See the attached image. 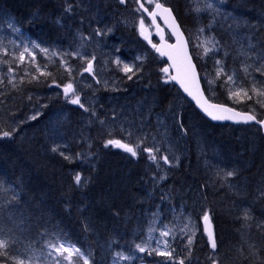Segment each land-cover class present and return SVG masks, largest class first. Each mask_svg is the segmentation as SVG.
Wrapping results in <instances>:
<instances>
[{
	"label": "trees",
	"instance_id": "1",
	"mask_svg": "<svg viewBox=\"0 0 264 264\" xmlns=\"http://www.w3.org/2000/svg\"><path fill=\"white\" fill-rule=\"evenodd\" d=\"M178 1L179 0H163L165 5H168L172 8L178 22L180 23L182 29L186 33V28L184 26L185 24L183 25L182 18L179 16L178 14L179 11L177 10L179 8V3L181 5L184 3H182L183 2L182 0H180L182 2L180 1L178 2ZM80 2L81 4L85 5L86 9L80 6ZM100 2H101L100 4H97V0H96L95 5L97 6L99 12L101 11V14L103 16L104 14L108 13L106 17L108 18L109 21L112 20L111 15L109 16V14L112 13L110 10L115 12V11H118V9L119 10L121 9V6L115 0H100ZM69 5H70V10H68ZM90 5L91 4L89 0H77V1L76 0H69V1L68 0H0V12L7 14V17L9 21L11 22L12 29L14 25L15 28H18L20 30V31H16L17 33H14V34L12 32H9L5 36L6 42L14 43V45L16 43L22 44L18 42V40L25 39L26 41H28V44H24V47L30 46V51L24 54L25 59L23 62L19 60L20 53H16L18 55L11 57V60H13L12 62L13 64L9 63V68L14 77L12 76V79L10 78L9 81H6V78L3 74L2 77H4L3 78L4 80L3 82H0V105H2L0 106V132L11 131V129L13 128L16 129L15 133H13L11 137L0 138V181H1L0 182V237L9 239V242H10V247L8 249L9 254L10 255H21L25 257L26 253L30 252L32 247L37 246L36 244L38 243L41 244L42 241H44L49 236H63L66 238V240L74 243L82 251H84L86 254L89 255L90 259L93 261V262L91 261L90 264L91 263L101 264V263H98V261L96 260V258L100 256H103L104 258H107L110 261L111 255L108 254L109 252H113L116 248H119V247L124 248L123 245H125V248H127V245L131 244L130 242L132 241V239H136L140 241V239L143 237L142 227L143 225H145L146 221H144L142 217V213L147 212V214H151L156 210L158 206H161L164 213L165 214L167 213L166 215H169L170 210L172 209V208H169L171 203H172L171 207H173L175 203V199L178 200L180 197V200L178 201H181V199L184 198V196L186 195V192L184 189L202 186L201 188L204 193L203 200H202L203 204L204 206H207L208 208L207 212L209 214V217L210 219L212 217L217 227L215 230L217 245L219 246L220 244V247L223 250L227 251L226 255L232 260V261L228 260L227 258L226 262L223 261L222 263V261L219 259L218 264H232V262L233 264H264V248H261L262 246H264V244L260 246H255L253 242V238L248 233V235L246 236L247 238L246 241L248 240L247 243L250 248V251H249L247 249V245L243 242L242 239L239 240L240 238L238 239L236 235L234 237H236L237 239L231 237V232L235 230L233 229V227H236L237 229L239 228L237 227L238 223L236 224L231 220L230 215H229L230 211L228 210L224 212L225 217L220 216V214L222 213H220L219 215L216 214L218 212L217 206H221V208L223 207L221 202H223V205L230 206L229 203H231V206L235 205L233 201L234 194H228L226 192V183L225 181H222V178L219 179L218 183L220 184L218 185L216 184V186L220 185L219 187H221V189L219 190L218 193H215V194L210 193V190L207 188L206 185H204L205 183L202 184L201 181L199 182L197 176H195L194 173H192L193 171H191L190 178L187 177V178L180 179L179 176L181 175L186 176V173H185L186 170L195 169L194 167L195 162H193L188 157V155H186L185 157H183L184 159L182 158V161H184V163L182 164L179 163L177 170L172 168L173 172H168L167 177L169 178L167 179V181L165 182L161 181L159 179L160 175L157 172L158 167H155L157 165L146 161L147 160L146 157H142L141 155H138V157H132L131 155H127L124 152L115 149L112 145L105 147L107 140L113 139V138L116 139V137H115V134L111 135V134H108L106 131L105 132L99 131L100 129L99 127H102L104 123L102 124V121L99 122V119H100L98 118L99 116L95 117L92 114V111H95L96 109L85 111V108H80L79 105L71 104L69 101L72 98V96H68L66 98L65 95L63 94L62 89L61 88L59 89V86L64 85V83H67V81L69 80L67 79L68 78L67 72L69 71L64 66V64L61 63L60 59L57 58L55 55H53V53L49 51L45 53V52H42L40 49L42 48L48 49L47 46H49L50 50L52 46L60 47V45H58L55 40L58 39L59 32L62 31L61 27H64L65 25L66 26L68 25L69 27L70 25L71 27L75 25L74 27H78L76 23L79 19H86L90 17L89 10L87 8ZM63 12L64 14L68 13V15H65V20H63L62 18ZM132 12L136 16H138V18H142L141 14L139 13V11H137V8L134 4H133ZM121 15L123 16V14ZM53 17H56V18L53 19ZM106 17H103V19H106ZM59 24L62 26L59 27ZM103 26L105 28L111 27L110 24L108 25L107 23H104L103 25H101V27ZM117 34L118 36H122L123 38H128L132 36V38L136 39V42H139L140 40L139 35L136 32V29L130 30L128 31V33L124 32L125 35L119 31L117 32ZM215 35L218 36V38L222 37L223 39H225L224 37H226L225 30L223 29H216ZM8 37H13V38L7 40ZM65 40L67 39L65 38ZM33 42H35L36 44H39L40 47L39 48L33 47ZM65 42L68 43V40ZM189 44H190V41H189ZM223 44L227 46L226 40L223 42ZM190 47H191V44H190ZM14 49H16V47ZM220 49L224 50L223 48H220ZM36 50H39L43 55L45 54V56L49 58H42L41 54L40 53L38 54ZM29 53H31L32 55L30 56ZM151 58L153 59L150 60L149 58L147 60V64L150 66L148 67L149 70L151 69L152 66L159 68V66L161 65L164 67L165 63L159 60L156 56L151 54ZM38 67L43 68L44 71H42V69H40V72L37 71ZM41 73H47L48 75L44 76ZM149 76L150 77L143 78L142 83L144 84L145 81H148L149 84H153L155 82L158 83V87H157L158 92L154 91L156 98L158 97V103H159V99H161V102H162V101H165V99L166 100L170 99V96L173 97V94H170V91H172L174 87L171 84L162 83V81L159 79V76H160L159 73L155 74L151 70ZM123 80H124L123 85L126 88L129 85L131 87L133 86L135 87V84L132 85V83L129 80L121 78L122 82ZM56 82H57V85H56ZM13 85H15V87H13ZM54 85L58 87L53 88ZM102 93L104 92L102 91ZM177 95L178 93H176V96ZM132 96L134 97V94H132ZM151 96L154 97V95H151ZM219 98L222 101H225V98L220 94H219ZM215 99L217 100V98ZM221 100L218 99L217 102L222 103ZM130 102L132 103L133 101H130ZM110 103H114V102H110ZM49 104H54L55 109L56 108L59 109L60 112L57 114L59 123H60V120L62 119H65L66 124H68L71 121L66 128H64V124L61 122L58 128L60 127V129L64 130L65 132H68L67 129L69 127L71 128V130L74 127H75L74 129H78V128L83 129L81 133L82 136H80V140H78L79 137L71 139V137L63 136V138H61L67 141V142H64V146L62 147L65 153L60 149L58 150V152L52 151V146H51L52 143L50 142H52L53 139L50 136V131L51 129L52 131H56L57 128L54 130L55 127L52 126V122H54L55 118L53 116L54 114L53 111L49 113L50 111ZM114 105H115L114 107L118 106L115 103ZM37 108H40V110L37 113L32 115L33 111L36 110ZM165 108L167 109L166 104L164 106V109ZM188 108L191 110L190 112H193L191 114L194 115L193 116L194 119H192V122L197 123L198 121L197 124L200 125L202 129H205L203 131L201 130V133L199 132V134H197V136L199 137V138L197 137L199 141H202L204 143V140L206 138L211 137L213 134H215L214 136H219L218 135L219 129H224V128L228 129L225 131L230 137L229 140L227 139L228 141L232 139L235 145L240 144L246 149L248 148L252 149V152H250V156L248 157L250 158L249 164L250 165L252 164L251 166H253V163H255V166L250 169L245 168L247 170L243 171V174L244 172H246L248 175H251L255 173V170L253 171L254 168L256 169L261 168L262 166L261 164L264 163V158H261L263 160L261 163V161H258L260 160L258 156L260 155L261 157H264L263 156L264 152L262 153V148H264V139L261 137L257 128H254V126L242 127V126H229V125H223V126L213 125L207 122L205 119H203L194 110V108L191 105H189ZM38 113L39 115H37ZM180 115L181 116L178 117V120H179V125L180 126L182 125L181 127L182 135L181 136L183 138H187L189 135L190 129L186 125V122L188 123L190 121L182 117L181 112H180ZM51 116L53 117L51 118ZM30 117H36V118L30 119ZM82 117L85 119H90L89 120L90 125H88L90 127L82 123V120H83ZM93 117L98 119L96 124H93ZM46 119L50 121H47ZM84 130L86 131V133ZM87 133H89L90 136L94 135L98 137L91 138L93 139V141L87 144V142L84 139L82 140L83 135ZM99 136H102V137H99ZM181 136H179V140H182ZM99 138H103V139L99 140ZM249 138H251L252 140L253 138H256L258 142L253 141L254 144L249 143V145L243 144ZM223 140L225 139L222 137V141ZM212 141L213 143L215 142L214 144L220 148L221 154L222 153L225 154L228 151V148H224L220 146L221 144L218 140L212 139ZM99 145L101 147H99ZM77 152L78 154H80L79 156L76 154ZM61 153H64V155H61ZM67 155L68 156L70 155L69 157H72V159L66 160L64 156H67ZM255 155L259 158L258 160L253 158ZM73 164L74 165L76 164V165L74 166ZM230 166L231 164L228 166L230 170L234 169V168H231ZM233 166L236 167L235 165ZM242 166L243 165H241V167ZM256 166H259V167H256ZM66 167L69 168V171H67L68 169ZM126 167L128 168L130 167V168L128 169ZM63 171L65 174L63 173ZM75 173H80L82 176L83 182L80 185H77L74 181V177L76 175ZM14 176H17V178ZM191 178H196L197 180L196 184L193 180H190ZM247 180H251V178H248ZM127 181H129V183ZM254 181L255 179H253V182ZM2 183L4 184V186ZM180 183L183 185H181ZM193 183H194V186H193ZM243 187H245V184L243 185ZM177 188H180L179 190L181 191V193H177L178 195L174 193V191H176L175 189ZM13 191H15V193ZM248 191L250 190L248 189ZM80 194L82 196L84 195L83 196L84 198ZM85 194H87L86 195V197L88 196L87 198L85 197ZM14 196L17 197L16 200H13ZM83 200L85 202L87 201L86 202L87 205L85 204ZM140 200H143V201H140ZM14 203L15 205H12ZM231 206L230 208H232ZM211 209L212 211H210ZM125 210L127 211L124 212ZM49 216H51L53 222ZM74 216H76V218ZM81 216H82L81 218L82 220L80 219ZM128 216H129V219H128ZM141 217L142 219H140ZM48 218L49 220H47ZM6 219H9V220H6ZM44 219L47 221H45ZM80 220L82 221V223H79ZM65 228L68 230H66ZM51 229L53 230V232ZM130 231H134V234L132 235L133 237L128 239V236H129L128 233L132 234V232ZM255 231L256 230H254L253 227L250 225V233L255 232ZM126 237L128 239L127 241H126ZM179 240H177V246H174L170 249V251H174L175 257L178 256V261L180 259H184L185 264H186V262L190 259L189 264H195V263L196 264H210L211 263L210 260H207L205 262L198 261V259L194 255L196 253L195 252L196 249L194 248V245L191 247L192 249L187 248V247H185L184 249H181V247L179 248V246H181L180 244L181 241ZM200 241H201L200 243L201 245L199 249H197V253L201 252V255L206 257L208 254V248L205 247L207 246L205 243L206 241L204 238L203 239L200 238ZM187 249H191L192 252L191 251L188 252ZM220 251L221 250L218 251L217 249V251L213 255H220ZM0 259L4 260V264H12V261L8 260L6 257H3V258L0 257ZM194 260H196V262ZM150 263L160 264L159 260L155 258H151ZM102 264H106V261L104 260Z\"/></svg>",
	"mask_w": 264,
	"mask_h": 264
},
{
	"label": "rangeland",
	"instance_id": "2",
	"mask_svg": "<svg viewBox=\"0 0 264 264\" xmlns=\"http://www.w3.org/2000/svg\"><path fill=\"white\" fill-rule=\"evenodd\" d=\"M89 1H91V5L87 8L89 10L90 17L88 19H79L76 23L78 27H61L62 25L59 24V27H61L63 29L62 31L64 32L61 31L59 33V36L61 37H58V39L55 41L58 45H60V47L52 46L51 50L49 46L47 47L48 51L51 53H55V56L59 58L60 61H65L67 70L69 68L71 69V73L67 72V77H74L72 78L73 80L70 79L69 82L73 83L75 91L77 90V88H79V91H76V94L80 96L81 102L87 105V108L91 106L93 109H96L95 111H92V114L94 112L95 117L99 116V122L102 121L104 123V125L100 127L99 131H106L108 134L114 133L116 139H119L125 143L135 144L138 137H147L143 147H152L154 144L159 145L161 147V152L158 154V157L167 155L170 161L169 164H164L163 160L159 161L160 166L157 172L160 176H167L166 174L168 172H171L172 168L177 170L179 163H184V161H182V158L188 155V157L193 162L195 161V163H197L196 165H194L196 169L186 170V176L181 175V177L179 176L180 179L187 178L188 176V178H190L191 171H193L192 173H194V175H196L199 171L198 173H200V176L204 175V177L202 176L205 180L204 185H206L210 190V193L213 194L218 193L221 189V187L216 186V184H220L218 183L219 180L217 178H222L226 183V188L228 187L226 189V192L228 191V194H235L233 196L235 205L231 206V203H229L232 207L231 210L230 206L223 205L222 202L221 204L223 207L221 208L220 206V208H218V206V212L216 214L222 213L220 214V216L225 217L224 212L228 210L230 211L229 215L231 220L236 224L238 223L237 227L239 228L237 229L236 227H233V229L235 230L231 232V237L235 239L240 238L239 240L242 239L243 242L247 245V249L249 251L250 248L247 243L248 240L246 241V236L248 235V233L250 236H252L255 246L264 244V163H262L263 160L261 159L264 157H261L260 155L258 156L262 163L260 169L254 168L253 171L255 170V173L251 175H248L246 172H244L243 174V171L247 170L245 168L250 169L255 166V163H253V166H251L252 164H249L250 158L248 157L250 156V152H252V149H246L240 144L235 145L232 139L228 141L230 137L225 132L228 129H219V136H214L215 134H213V136L206 138L207 140H204L205 144L202 141L198 140L195 129L189 128L190 130L188 137L183 138L181 136L182 128L179 125L178 117L181 116V112L182 117L185 118L186 115L185 119L188 120L189 118V121L192 122L191 119H194V115L191 114V110L188 108V106L190 105L189 102L182 98L179 94L176 96V93L179 92H177V90L174 88L175 90L173 89L172 91H170V94H173V97H176L174 99H176V101L179 100L180 104L170 105L169 108H167L165 111L157 112L156 108L158 105H156V103L158 104V97L156 98L154 91L157 90L158 83L155 82L153 84H149L148 81H145L144 84L142 83L143 78L150 77V71L152 70L155 74H160L159 79L162 81V83L170 84L168 79L169 71L168 73H164L163 71H161L165 67L160 65L159 68L152 66L150 70L148 69V67L150 66L147 64V60L149 58L152 59L151 54H153V47L152 44L147 43L148 41L146 39L148 38H142L140 29L141 18H138V16H136L132 12L135 0H125L123 4L120 2V0H115L119 3V5H121V9L115 12L110 10L112 12L111 14H109V16L111 15L112 17L111 21H109L106 17L108 13L104 14L103 16L101 14V11L99 12L97 6L95 5L96 0ZM143 2L148 7H151L154 4L153 3L149 5L148 3H146V0H143ZM183 2L185 4L181 5L179 3V8L177 9L179 11L178 14L182 18L183 25L185 24L184 26L186 28V35L189 38L191 44V53L196 63L198 64L200 73H202L201 80L203 85L207 89L208 97L216 101L215 98L218 99L220 94L224 96L225 102L230 103L235 107H239L241 109L244 108L245 110L250 111L256 115H264V107L261 106L262 104H264V97L253 94L251 91L253 85H255L260 91H263L264 89V74L256 71L257 68L264 67V45L261 44V42L264 41V33H262L260 30L261 27L264 29V0H187L188 4H186V0H183ZM208 3L213 4V9L206 8V5ZM97 4H100V0H97ZM80 6L82 8H85L84 4L80 3ZM196 8L201 9V11H194V9ZM216 9H218V11ZM64 12L62 15L63 20L65 19L66 15L64 14ZM121 14H123L125 18ZM103 17H106V19H103ZM104 23H107L108 25L110 24L111 27H101V25ZM88 24L92 25L89 26ZM85 25L87 26V28ZM97 29H99L102 33L99 36L96 34ZM109 29H111V31H109ZM135 29L139 35V42H136V39L132 38L131 36L128 38H123L122 36L117 35L118 31L124 34V32L128 33V31ZM200 29H203V31H199ZM216 29H223L226 31L227 35H230V37L226 35V43L228 42L227 46H219L220 42L215 35ZM9 32H12L13 34L17 33L12 29L11 22L9 21L7 14L0 12V82H3L4 80V77H1V74H4L6 81H9L10 78L12 79V73L9 68V63L13 64V60H11V57L18 55L16 53L24 52V44H28V41H26L25 39L18 40V42L22 44L16 43L14 45V43L11 42L7 43L5 40V36ZM144 33H148L149 36L152 34L151 27L146 21H144ZM65 38L68 40V43L63 40ZM207 41L215 42L216 50L205 56L204 47L206 46L208 48H212V43H207ZM15 47L16 49H14ZM220 47L224 49V58L231 60L230 62L226 63L225 60L220 56V54L223 53L222 50H220ZM27 49L29 52L30 46H27ZM36 52L38 54L40 53L42 58H49L46 57L45 54L43 55L39 50H36ZM76 52H79L80 55L86 56L87 59H92L93 57H95V59L93 60V70L91 73L83 71V69L87 67V63L86 61L81 60L79 56L72 55ZM137 57H140V59H137ZM117 60L121 61V63L118 64ZM217 60L222 61L223 66L225 65V74L222 75L220 79L216 78V71L218 66L215 62ZM124 64L133 66L135 74L133 75L132 73H125L123 71ZM244 65L249 66L248 74L246 75L242 70V66ZM38 68L42 69V71L44 70L41 67ZM136 69L139 70L137 71ZM129 75H132V79H128ZM227 75H235L236 79L234 83H225ZM75 78H78L79 81L75 82ZM121 78L129 80L132 85L135 84L134 90H126L127 88L122 87L124 80L122 82ZM53 87L58 86L54 85ZM60 88L63 90V85L59 86V89ZM99 88L100 90L105 89L108 92L105 95H102L99 91ZM240 88L248 90L249 95L251 96V99L245 97L242 104L241 102H238L237 98H230L228 93L229 91L235 92ZM122 91L124 96L131 93L135 94L134 96L136 98L130 99L134 103H131L129 99L121 100ZM145 92L146 94H143ZM72 95L73 94L71 93L69 94V96ZM151 95H154V97H151ZM108 101L109 103L115 102V104H117L118 106L114 107V103H110L112 105L109 106ZM49 107V113L53 111V116L55 118L54 122H52V126L58 128V126L62 122L64 124V128H66L68 124H66L65 119L60 120V123L57 119V114L60 112L59 109H55L54 104H49ZM37 109L33 111L32 115L40 110V108ZM168 113L173 114L170 115ZM53 116H51V118ZM97 120L98 119L93 117V124H96ZM150 122H152L153 125ZM82 123L86 124L87 126L90 125L89 119L83 118ZM56 128H54V130ZM82 130L83 129L80 128H78L77 130L73 128L71 131V128H68L67 133L64 130H61L59 127L58 129H56V131H50L51 134L53 133L52 135H50L53 139V142H51L52 148L55 145H59V149L63 151L62 147L64 146V142H66V140H62L61 138H63V136H68L71 138L80 137ZM128 132L132 133L131 137H128ZM87 134L83 135V139L87 141L88 144L90 143L89 141H93V139L88 140V138L97 137ZM179 136L182 137V140H179ZM153 137H155V140H153ZM222 137L225 140L222 141ZM212 139L218 140L221 144L220 146L228 148V151L225 154H221L220 148L214 144L215 142L213 143ZM249 139L250 140H246L245 143H242L249 145V143L254 144L253 141L258 142L256 138H253V140L251 138ZM208 141L211 143H209ZM202 151H205V153H203ZM263 152L264 148H262V153ZM258 157L255 155L253 158L258 160ZM230 164L236 165V167H234L233 165L230 166L231 168L233 166L235 170L233 169L232 171V169H229L228 166ZM215 165L218 168H216L215 170H210V168H213V166L215 167ZM241 165L243 166L241 167ZM160 168L164 169L161 171ZM197 169L199 170L197 171ZM229 171H232L235 174L231 177L226 176V173ZM248 178H251V180H247ZM252 178L255 179L254 182ZM192 179H194L193 181L196 182L195 178H191V180ZM161 181L165 182V180ZM242 184H245V187H243ZM179 189L180 188L175 189L176 191H174V193H181ZM248 189L251 191H248ZM184 190L187 194L186 197L181 199L182 202L180 201L179 203L178 200L175 199V203H177L178 207L175 205L171 207V203L169 208L172 209L170 210L169 215L158 214L150 217L151 219H147L145 237L141 242L136 239H132L131 242L128 241L130 243H133L132 248L125 250L123 247H121L122 250L120 252H117L123 253L125 256H131L132 259L118 260L115 253L111 264H148L145 260V257L148 255L156 254L154 250L158 249L159 251H167V248L164 244L165 241H167L170 246H175V243L172 240V237L174 236L185 237L187 242V238L190 235L192 236V242L195 240V238L199 239V237L203 234L201 219L205 213L204 211H202V209L200 208L201 206L199 205L200 203L202 204L201 201L203 200L204 193L199 186ZM245 211L248 212L249 221L248 219L246 220L244 218ZM142 217L143 219L145 218L144 213H142ZM186 225L187 227H185ZM250 225L254 230H256L255 232H251V234ZM169 229L171 230L170 235L162 237L161 232L167 231ZM182 229L183 231H181ZM130 232H132V234L128 233V239L133 237L132 235L134 234V231ZM235 235L237 236V238L234 237ZM260 235L263 237H261ZM52 237L53 236H49L44 241H42L41 244H36L37 246L32 247L31 251L29 253H26L25 257H34L35 259L33 260V264H53L51 258H48L47 260L44 259V257L46 256V249L44 248L45 242ZM128 239L126 237V241ZM137 244L145 247L146 250L144 252H140L135 247ZM123 246L125 247V245ZM205 247L209 248L210 245ZM263 247L264 246H262L261 248ZM216 249H218V251L221 250L220 254H222V256H226L227 251L223 250L220 247V244ZM108 254L111 255L113 253L109 252ZM103 259L107 264H110L109 260L107 258H104L103 256L96 258V260L101 264L104 261ZM228 260L231 259L228 257ZM80 264H82V261L80 262Z\"/></svg>",
	"mask_w": 264,
	"mask_h": 264
},
{
	"label": "snow or ice",
	"instance_id": "3",
	"mask_svg": "<svg viewBox=\"0 0 264 264\" xmlns=\"http://www.w3.org/2000/svg\"><path fill=\"white\" fill-rule=\"evenodd\" d=\"M120 2L123 4L125 0H120ZM136 3L139 5V10H143V12L147 13L149 17L153 19V22H155V18L159 13H167L168 16L164 17L165 20L168 19V17L171 16V11L170 9L164 7V5L158 0H146V3L149 5L155 4V7L153 8L152 11H149L147 7H145L144 3H141L140 0H136ZM206 8L208 9H213V4L208 3L206 5ZM70 10V7L69 9ZM218 11V9H216ZM196 12H200L201 9L196 8L194 9ZM158 27V26H157ZM172 32L174 35L180 36L182 33L179 32V27L176 25L175 20H171V25H170ZM140 29H141V35H144V19L143 17L140 20ZM13 30L14 31H19L18 28H15L13 25ZM111 31V29H109ZM199 31H203V29H200ZM97 35H101V31L99 29L96 30ZM147 38V37H145ZM149 43H151V40H149ZM207 43H212V48L204 47V55L207 56L208 54L212 53L213 51L216 50V44L213 41H207ZM33 47L39 48V44H36L33 42ZM152 47L156 49L157 52L160 53L161 56L167 55L170 60L174 61V65L177 63L176 59L173 57L172 53L170 52H165L161 46H158L156 44H152ZM169 48H176L177 46L175 45H168ZM42 52L47 53L48 49H40ZM28 52L27 47H25L24 52L20 53L19 60L21 62L24 61L25 55L24 53ZM31 56L32 54L29 53ZM55 55V53H53ZM72 55H77L81 60L86 61L87 67L83 69L84 72H89L91 73L93 70V60L95 57L92 59H87L86 56L80 55L79 52L73 53ZM34 59V57H33ZM137 59H140V57H137ZM184 60H187V67H182ZM61 63H65V61L61 60ZM117 63H121V61L117 60ZM217 71H216V78L220 79L222 75L225 74V68L223 66L222 61L217 60L216 62ZM248 68L249 66L244 65L242 66V70L244 71L245 74L248 73ZM137 71L139 69H136ZM37 71H40L38 68ZM69 73H71V69H68ZM123 71L125 73H132L133 75L134 70L133 66H130L128 64L123 65ZM161 71L164 73H168L169 69L168 68H163ZM177 71L178 74L176 76H170L168 77L169 80L176 81L177 83L180 84L181 88L188 94V96L192 97L196 101V103L199 105V107L207 113L208 116H210L213 120H233L237 123H245L248 124L250 122H255L256 124L260 125L261 128H264V120H257V117L254 114H249L248 112H236L233 108H228L225 107L224 105H215V104H210L206 99H204L203 93L200 91L199 88V83L196 79V74H195V68L191 64V59L190 57L187 56L186 52V45L185 48L183 49V56L180 58V64L177 66ZM256 71L261 72L264 74V67L257 68ZM42 75H48L47 73H41ZM35 78V77H34ZM128 79H132V75L128 76ZM236 77L235 75H227L225 83H234ZM211 83V82H210ZM15 87V85H13ZM63 91L64 95L67 98L69 94H73L72 98L70 99V103L74 105H79L80 108H85L84 104L81 103V98L78 94H76L75 88L73 83L69 82L63 85ZM253 94H256L258 96L264 97V91H260L257 89L255 85H253L251 89ZM229 97L230 98H237L238 102H243L244 98L251 99V96L249 95V91L245 90L243 88L237 89L235 92L229 91ZM259 102V101H258ZM264 107V104L261 105ZM85 111H88V109L85 108ZM39 115V113L37 114ZM93 115L95 113L93 112ZM36 117H30V119H35ZM103 123V122H102ZM182 127V125H181ZM16 131L15 128H13L11 131H3L0 132V138H7L11 137L12 134ZM123 131V129H122ZM128 137L132 136L131 132L127 133ZM147 137L137 138V141L135 144L132 143H124L119 139H109L106 141L105 147L112 145L114 147H118L120 149H123L125 152L129 153L132 157H138L141 153H147L148 154V160L154 164L157 165L159 168L160 164L159 161L163 160L164 164H169V158L167 155L159 156L158 154L161 152V147L159 145H153L152 147H143V145L146 142ZM153 140H155V137H153ZM60 146L56 145L52 148L53 152H57L59 150ZM61 155H64L61 153ZM78 156L80 154H77ZM66 160H71L72 157L69 156H64ZM235 173L232 171H229L226 173V176L231 177ZM166 177L160 176V180H164ZM74 181L77 185H80L82 181V177L80 173H76L74 177ZM17 197H13V200H16ZM244 218L247 220L249 218L248 212L245 211L244 213ZM203 220L205 222V232L208 233V241L213 250L217 248L216 244V239L213 234V232L210 230V227L207 225L209 224V214L208 212H205L203 215ZM187 227V225L185 226ZM183 231V229L181 230ZM171 230L167 231H162L161 236L166 237L170 235ZM188 244L191 245L192 243V236H188ZM165 247H168L167 241L164 242ZM10 247V242L9 239L0 237V257H6L8 260L12 261V264H33V260L35 259L34 257H24L21 255H10L8 252V249ZM140 252H144L146 249L145 247H142L140 244H137L135 246ZM44 248L46 249V256L44 257L45 260L48 258H51L53 261V264H80L82 261V264H90L89 257L86 256L80 248L76 247L74 244H68L66 241V238L63 236H53L51 239L47 240L45 242ZM157 255L164 256L168 259H175L174 256V251H159L154 250ZM116 258L118 260H130L132 259L131 256H125L123 253H116ZM0 264H4V260L0 259ZM178 264H185L184 259H180L178 261ZM215 264V262H213Z\"/></svg>",
	"mask_w": 264,
	"mask_h": 264
},
{
	"label": "bare ground",
	"instance_id": "4",
	"mask_svg": "<svg viewBox=\"0 0 264 264\" xmlns=\"http://www.w3.org/2000/svg\"><path fill=\"white\" fill-rule=\"evenodd\" d=\"M69 1V0H68ZM77 1V0H76ZM183 1V0H182ZM72 2V1H71ZM79 2V1H78ZM91 2V1H90ZM81 3V2H80ZM95 3V2H94ZM101 3V2H100ZM184 3V2H183ZM79 4V3H78ZM173 4V3H172ZM185 4V3H184ZM186 4H188L187 3V0H186ZM71 5V4H70ZM70 5H69V7H70ZM76 5V4H75ZM113 5V4H112ZM121 6V5H120ZM73 7V6H72ZM77 7V6H76ZM75 7V8H76ZM50 8V7H49ZM252 8H254V7H252ZM63 9V8H62ZM112 9V8H111ZM35 10V9H34ZM49 10V9H48ZM77 10H78V8H77ZM184 10H185V8H184ZM187 10V9H186ZM118 11H119V9H118ZM47 12V11H46ZM253 13V12H252ZM51 14V13H50ZM62 14V13H61ZM85 14V13H84ZM114 14V13H113ZM45 15V14H44ZM60 15V14H59ZM66 15H68V13L66 14ZM119 15V14H118ZM56 16V15H55ZM85 16V15H84ZM71 17V16H70ZM113 17H114V15H113ZM54 18H56V17H53V19ZM78 18V17H77ZM71 19V18H70ZM86 19H88V18H86ZM136 19V18H135ZM32 20H33V18H32ZM51 20V19H50ZM65 20V19H64ZM74 20V19H73ZM72 20V21H73ZM96 20V19H95ZM125 20V19H124ZM197 20V19H196ZM218 20V19H217ZM44 21V20H43ZM103 21V20H102ZM190 21H191V18H190ZM46 22V21H45ZM193 22V21H192ZM66 23V22H65ZM100 23V22H99ZM134 23H135V21H134ZM195 23V22H194ZM87 24V23H86ZM118 24V23H117ZM89 26H90V24H88ZM103 25V24H102ZM66 26V25H65ZM68 26V25H67ZM71 26V25H70ZM73 26V25H72ZM75 26V25H74ZM73 26V27H74ZM86 26V25H85ZM49 27V26H48ZM83 27V26H82ZM86 28H87V26H86ZM126 29V28H125ZM25 30V29H24ZM63 30V29H62ZM78 30V29H77ZM76 30V31H77ZM81 30V29H80ZM260 30H261V32H264V29L261 27L260 28ZM259 30V31H260ZM20 31V30H19ZM59 32V31H58ZM62 32H64V31H62ZM25 33V32H24ZM60 33V32H59ZM66 33H67V31H66ZM108 33V32H107ZM225 33H226V31H225ZM36 34V33H35ZM63 34V33H62ZM62 34H60V35H62ZM43 35V34H42ZM118 35V34H117ZM226 35H227V33H226ZM13 36V35H12ZM32 36V35H31ZM58 36V35H57ZM67 36V35H66ZM99 36V35H98ZM227 36H229L230 37V35L228 34ZM59 38L61 37V36H58ZM132 37V36H131ZM3 38V37H2ZM29 38V37H28ZM92 38V37H91ZM121 38V37H120ZM216 38L219 40V42H220V45L219 46H221V47H223V46H225L224 44H223V42L226 40L227 41V37H224L225 39H223L222 37L221 38H218V36H216ZM62 39V38H61ZM64 41H67V40H65V39H63ZM230 40V39H229ZM61 41V40H60ZM63 41V42H64ZM121 42V41H120ZM3 43V42H2ZM67 43V42H66ZM228 43V42H227ZM227 43H226V45H227ZM116 44V43H115ZM234 44V43H233ZM261 44L262 45H264V41L263 42H261ZM133 46V45H132ZM5 47V46H4ZM220 47V48H221ZM21 48V47H20ZM79 48V47H78ZM98 48V47H97ZM110 48V47H109ZM123 48V47H122ZM237 48V47H236ZM54 49H56V48H54ZM92 50V49H91ZM221 50V49H220ZM237 50V49H236ZM257 50V49H256ZM53 51V50H52ZM151 51V50H150ZM110 52V51H109ZM222 54H220V56L222 57V59H224L225 60V62L227 63V62H230L231 60H229V59H226V58H224V55H225V52L222 50ZM2 53V52H1ZM83 54V53H82ZM101 58V57H100ZM232 58V57H231ZM153 59V58H152ZM55 60V59H54ZM115 60V59H114ZM151 60V59H150ZM102 61V60H101ZM40 62V61H39ZM96 62V61H95ZM105 62V61H104ZM57 63V62H56ZM49 64V63H48ZM44 65V64H43ZM225 66V65H224ZM72 67V66H71ZM117 67V66H116ZM36 68H37V66H36ZM112 68V67H111ZM118 68V67H117ZM25 69V68H24ZM140 69V68H139ZM143 69V68H142ZM207 69V68H206ZM215 69V68H214ZM119 70V69H118ZM32 71V70H31ZM44 71V70H43ZM36 72V71H35ZM40 72V71H39ZM55 74V73H54ZM107 74V73H106ZM137 74V73H136ZM248 74V73H247ZM246 75V74H245ZM13 76V75H12ZM11 76V77H12ZM45 76V75H44ZM106 76H108V75H106ZM119 76V75H118ZM249 76V75H248ZM251 76V75H250ZM14 77V76H13ZM103 77H105V76H103ZM257 77V76H256ZM72 78H74V77H70V78H67V79H71V80H73ZM123 79V78H122ZM134 79V78H133ZM208 79V78H207ZM69 80L67 81V83L69 82ZM211 80V79H210ZM79 81V79L78 78H75V82H78ZM255 81V80H254ZM26 82V81H25ZM40 82V81H39ZM50 83V82H49ZM153 83V82H152ZM65 84V83H64ZM56 85H57V82H56ZM118 85V84H117ZM210 85V84H209ZM232 85V84H231ZM242 85V84H241ZM97 86H98V84H97ZM124 86V85H123ZM155 86V85H154ZM154 86H153V88H154ZM264 86V85H263ZM80 87V86H79ZM125 87V86H124ZM137 87V86H136ZM149 87V86H148ZM238 87V86H237ZM54 88V87H53ZM126 88V87H125ZM150 88V87H149ZM167 88V87H166ZM78 89V88H77ZM214 89V88H213ZM126 90H134V86L133 87H131L130 85L129 86H127V89ZM152 90V89H151ZM161 90H162V88H161ZM227 90H228V88H227ZM10 91V90H9ZM16 91V90H15ZM99 91H100V93L102 94V95H105V93H107L108 91L107 90H105V89H103V90H100V88H99ZM102 91L104 92V93H102ZM145 91V90H144ZM157 91V90H156ZM155 91V92H156ZM263 91H264V89H263ZM7 92V91H6ZM154 92V93H155ZM158 92V91H157ZM8 93V92H7ZM229 93V92H228ZM30 94H31V92H30ZM57 94V93H56ZM143 94H146V92L145 93H143ZM153 94V93H152ZM223 94V93H222ZM135 95V94H134ZM142 95V94H141ZM148 95H149V92H148ZM20 96V95H19ZM26 96V95H25ZM120 96V95H119ZM118 96V97H119ZM162 96H163V94H162ZM135 97V96H134ZM133 96H132V93L131 94H126L125 96H124V94H123V91H122V96H121V100H123V99H125V100H128L129 99V101H131L130 99L131 98H134ZM152 97V96H151ZM224 97V96H223ZM88 98V97H87ZM98 98V97H97ZM116 98H117V96H116ZM136 98V97H135ZM174 98H176L175 96L174 97H172V96H170V99H165V101H162L161 102V99H159V103L158 104H156V105H158L157 106V108H156V110H157V112H163V111H165L166 110V108L164 109V106H165V104L167 105V108H169V106L170 105H173V104H180L179 103V100H177L176 101V99H174ZM260 98V97H259ZM18 100V99H17ZM23 100V99H22ZM117 100V99H116ZM134 100V99H133ZM24 101V100H23ZM32 101V100H31ZM45 101V100H44ZM104 101V100H103ZM30 102V101H29ZM123 102V101H122ZM125 102V101H124ZM25 103V102H24ZM28 103V102H27ZM40 103V102H39ZM83 103V102H82ZM109 103V102H108ZM115 103V102H114ZM133 103V102H132ZM165 103V104H164ZM5 104V103H4ZM29 104V103H28ZM96 104V103H95ZM242 104V103H241ZM109 106L110 105H112V104H108ZM114 105V104H113ZM137 105V104H136ZM0 106H2V105H0ZM27 106V105H26ZM40 106V105H39ZM84 106H85V108L86 109H88V111H90L91 109L93 110V108L91 107V106H89V108H87L86 106L87 105H85L84 104ZM98 106V105H97ZM101 106V105H100ZM175 106V105H174ZM185 106V105H184ZM35 107V106H34ZM48 107V106H47ZM150 107V106H149ZM46 108V107H45ZM95 108V107H94ZM172 108V107H171ZM176 108V107H175ZM187 108V107H186ZM106 109H107V107H106ZM25 110V109H24ZM101 110V109H100ZM189 110V109H188ZM257 110V109H256ZM35 111V110H34ZM121 111V110H120ZM146 111V110H145ZM168 111V110H167ZM79 112V111H78ZM77 112V113H78ZM80 112H82V111H80ZM105 112V111H104ZM153 112H154V110H153ZM152 112V113H153ZM170 112V111H169ZM189 112V111H188ZM142 113V112H141ZM149 113V112H148ZM156 113V112H155ZM154 113V114H155ZM187 113V112H186ZM191 113H193V112H191ZM24 114V113H23ZM48 114V113H47ZM73 114V113H72ZM71 114V115H72ZM80 114V113H79ZM168 114H170V113H168ZM173 114V113H172ZM172 114H170V115H172ZM190 114V113H189ZM188 114V115H189ZM16 115H18V114H16ZM89 115V114H88ZM156 115V114H155ZM154 115V116H155ZM161 115V114H160ZM130 116V115H129ZM153 116V117H154ZM184 116V115H183ZM190 116V115H189ZM67 117V116H66ZM91 117V116H90ZM98 117V116H97ZM78 118H79V116H78ZM83 118V117H82ZM88 118V117H87ZM155 118V117H154ZM185 118H186V115H185ZM188 118V117H187ZM191 118V117H190ZM58 119V118H57ZM74 119V118H73ZM153 119V118H152ZM20 120V119H19ZM47 121H50V120H48V119H46ZM90 120V119H89ZM188 120H189V118H188ZM192 120V119H191ZM76 121V120H75ZM87 121V120H86ZM150 121V120H149ZM155 121V120H154ZM157 121V120H156ZM4 122V121H3ZM12 122V121H11ZM41 122V121H40ZM43 122V121H42ZM46 122V121H45ZM71 122V121H70ZM69 122V123H70ZM173 122V121H172ZM68 123V124H69ZM92 123V122H91ZM150 123H152V122H150ZM197 123H198V121H197ZM196 122H186V125L189 127V128H191V129H195L196 130V135L197 134H199V132L201 133V130L203 131V130H205V129H202V128H200L199 126L200 125H198ZM17 124V123H16ZM23 124H24V122H23ZM43 124H45V123H43ZM6 125V124H5ZM75 125V124H74ZM86 125V124H85ZM152 125H153V123H152ZM151 125V126H152ZM160 125V124H159ZM177 125V124H176ZM25 126V125H24ZM27 126V125H26ZM45 126V125H44ZM79 126V125H78ZM150 126V127H151ZM77 127V126H76ZM88 127H90V126H88ZM88 127H87V129H88ZM28 128V127H27ZM51 128V127H50ZM56 128V127H55ZM70 128V127H69ZM73 128V127H72ZM75 128V127H74ZM100 128V127H99ZM105 128V127H104ZM206 128V127H205ZM255 128V127H254ZM3 129V128H2ZM42 129V128H41ZM58 129V128H57ZM82 129V128H81ZM151 129V128H150ZM153 129V128H152ZM12 130V129H11ZM33 130V129H32ZM44 130V129H43ZM46 130V129H45ZM77 130V129H76ZM93 130V129H92ZM177 130V129H176ZM175 130V131H176ZM52 131V130H51ZM58 131V130H57ZM72 131V130H71ZM83 131V130H82ZM85 131V130H84ZM98 131V130H97ZM96 131V132H97ZM146 131V130H145ZM18 132V131H17ZM35 132V131H34ZM43 132V131H42ZM47 132V131H46ZM49 132V131H48ZM63 132V131H62ZM77 132V131H76ZM100 132H102V131H100ZM160 132V131H159ZM15 133V132H14ZM44 133V132H43ZM56 133V132H55ZM60 133V132H59ZM68 133V132H67ZM69 133H71V132H69ZM74 133H75V130H74ZM78 133H80V132H78ZM85 133H86V131H85ZM91 133H92V131H91ZM182 133V132H181ZM20 134V133H19ZM53 134V133H52ZM51 133H50V135H52ZM93 134H95V133H93ZM97 134V133H96ZM100 134V133H99ZM114 133H111V135H113ZM145 134V133H144ZM218 134V133H217ZM47 135V134H46ZM71 135V134H70ZM89 135V134H88ZM39 136V135H38ZM82 136V135H81ZM87 136V135H86ZM94 136V135H93ZM156 136V135H155ZM178 136V135H177ZM203 136V135H202ZM205 136V135H204ZM213 136V135H212ZM98 137V136H97ZM99 137H102V136H99ZM116 137V136H115ZM55 138V137H54ZM87 138V137H86ZM199 138V137H198ZM214 138V137H213ZM217 138V137H216ZM48 139V138H47ZM60 139V138H59ZM72 139V138H71ZM74 139V138H73ZM89 139H91V138H88V140ZM100 139H103V138H99V140ZM106 139V138H105ZM113 139H115V138H113ZM170 139V138H169ZM56 140V139H55ZM58 140V139H57ZM63 140V139H62ZM78 140H80V137L78 138ZM82 140H83V138H82ZM193 140V139H192ZM249 140V139H248ZM52 141V140H51ZM75 141V140H74ZM243 141V140H242ZM36 142V141H35ZM53 142V141H52ZM58 142V141H57ZM67 142V141H66ZM82 142V141H81ZM84 142V141H83ZM87 142V141H86ZM97 142V141H96ZM100 142V141H99ZM123 142V141H122ZM209 142V141H208ZM51 143V142H50ZM69 143V142H68ZM68 143H66V144H68ZM90 143H91V141H90ZM125 143V142H124ZM135 143V142H134ZM209 143H211V142H209ZM36 144V143H35ZM74 144V143H73ZM77 144H79V143H77ZM88 144V143H87ZM205 144V143H204ZM203 144V145H204ZM54 145V144H53ZM94 145V144H93ZM169 145V144H168ZM31 146V145H30ZM2 147V146H1ZM99 147H101L100 145H99ZM114 147V146H113ZM204 147V146H203ZM206 147V146H205ZM218 147V146H217ZM70 148V147H69ZM77 148V147H76ZM83 148V147H82ZM115 149H117V150H120V151H122V152H124L125 154H127V155H130L129 153H127V152H125L123 149H120V148H118V147H114ZM209 148V147H208ZM41 149H42V147H41ZM79 149H81V148H79ZM204 149V148H203ZM206 149V148H205ZM30 150V149H29ZM109 150V149H108ZM4 151V150H3ZM18 151V150H17ZM40 151V150H39ZM66 151V150H65ZM68 151V150H67ZM70 151V150H69ZM79 151V150H78ZM84 151V150H83ZM97 151V150H96ZM206 151V150H205ZM205 151L203 152V153H205ZM58 152V151H57ZM64 152V151H63ZM71 152V151H70ZM171 152V151H170ZM207 152V151H206ZM216 152V151H215ZM27 153V152H26ZM65 153V152H64ZM63 153V154H64ZM67 153V152H66ZM84 153V152H83ZM101 153V152H100ZM104 153V152H103ZM109 153V152H108ZM198 153V152H197ZM208 153V152H207ZM29 154V153H28ZM37 154V153H36ZM39 154V153H38ZM68 154V153H67ZM74 154V153H73ZM76 154H78V152L76 153ZM88 154V153H87ZM86 154V155H87ZM144 153H141L140 155L142 156V157H146V161H148L149 163H152V162H150L149 160H148V154L147 153H145L144 155H143ZM199 154V153H198ZM236 154V153H235ZM9 155V154H8ZM66 155V154H65ZM184 155V154H183ZM213 155V154H212ZM218 155V154H217ZM68 156V155H67ZM70 156V155H69ZM90 156H91V154H90ZM126 156V155H125ZM199 156V155H198ZM206 156V155H205ZM207 156H208V154H207ZM206 156V157H207ZM74 157V156H73ZM87 157V156H86ZM86 157H85V159H86ZM89 157V156H88ZM173 157V156H172ZM202 157V156H201ZM200 157V158H201ZM242 157V156H241ZM244 157V156H243ZM43 158V157H42ZM63 158V157H62ZM96 158V157H95ZM199 158V157H198ZM33 159V158H32ZM99 159V158H98ZM105 159V158H104ZM120 159V158H119ZM125 159V158H124ZM130 159V158H129ZM184 159V158H183ZM187 159V158H186ZM197 159V158H196ZM210 159V158H209ZM224 159V158H223ZM74 160V159H73ZM107 160H109V159H107ZM216 160V159H215ZM13 161V160H12ZM62 161V160H61ZM80 161V160H79ZM81 161H83V160H81ZM92 161H94V160H92ZM92 161H90V162H92ZM135 161V160H134ZM142 161V160H141ZM191 161V160H190ZM199 161V160H198ZM198 161H196V162H198ZM255 161V160H254ZM258 161H260V160H258ZM28 162V161H27ZM63 162V161H62ZM89 162V163H90ZM195 162V161H194ZM29 163V162H28ZM80 163H82V162H80ZM79 163V164H80ZM111 163V162H110ZM132 163V162H131ZM138 163V162H137ZM181 163V162H180ZM188 163V162H187ZM217 163V162H216ZM49 164V163H48ZM92 164H94V163H92ZM91 164V165H92ZM106 164V163H105ZM142 164V163H141ZM197 163H195V165H196ZM220 164V163H219ZM223 164V163H222ZM32 165V164H31ZM74 165V164H73ZM76 165V164H75ZM74 165V166H75ZM86 165V164H85ZM127 165V164H126ZM143 165V164H142ZM149 165V164H148ZM203 165V164H202ZM217 165V164H216ZM216 165H215V167L213 166V168H210V170H215L216 168H218V167H216ZM232 165V164H231ZM260 165V164H259ZM2 166V165H1ZM7 166V165H6ZM19 166V165H18ZM21 166V165H20ZM30 166V165H29ZM47 166V165H46ZM62 166V165H61ZM81 166V165H80ZM150 166H151V164H150ZM192 166V165H191ZM218 166V165H217ZM220 166H222V165H220ZM220 166H219V168H220ZM236 166V165H235ZM17 167V166H16ZM28 167V166H27ZM52 167V166H51ZM82 167V166H81ZM103 167V166H102ZM106 167V166H105ZM104 167V168H105ZM108 167V166H107ZM155 167H157V166H155ZM256 167H259V166H256ZM20 168V167H19ZM67 168V167H66ZM88 168V167H87ZM126 168H128V167H126ZM130 168V167H129ZM128 168V169H129ZM150 168V167H149ZM232 168H233V166H232ZM11 169V168H10ZM68 170L67 171H69V168H67ZM81 169V168H80ZM117 169V168H116ZM142 169V168H141ZM140 169V170H141ZM145 169V168H144ZM161 169V171L164 169V168H160ZM196 169V168H195ZM194 169V170H195ZM230 169V168H229ZM19 170V169H18ZM71 170V169H70ZM73 170V169H72ZM139 170V171H140ZM147 170V169H146ZM191 170V169H190ZM199 169H197V171H198ZM205 170V169H204ZM76 171V170H75ZM127 171V170H126ZM148 171V170H147ZM154 171V170H153ZM152 171V172H153ZM158 171V170H157ZM202 171V170H201ZM232 171H233V169H232ZM48 172V171H47ZM100 172V171H99ZM125 172V171H124ZM142 172V171H141ZM171 172H173V171H171ZM199 172V171H198ZM197 172V174L195 175V176H197V178H198V180H199V182L201 181L202 182V184L203 183H205V180L203 179V177H204V175H202V176H200V173H198ZM205 172V171H204ZM63 173H64V171H63ZM88 173V172H87ZM90 173V172H89ZM129 173V172H128ZM146 173V172H145ZM186 173V172H185ZM207 173V172H206ZM212 173H213V171H212ZM226 173V172H225ZM65 174V173H64ZM67 174V173H66ZM76 174V173H75ZM94 174V173H93ZM96 174V173H95ZM183 174V173H182ZM70 175V174H69ZM167 176H168V173L166 174ZM211 175V174H210ZM217 175V174H216ZM87 176V175H86ZM167 176H164V177H166L164 180L165 181H167V179L169 178V177H167ZM172 176V175H171ZM199 176V177H198ZM14 177H16L17 178V176H14ZM71 177V176H70ZM82 177V176H81ZM83 177H84V175H83ZM101 177V176H100ZM143 177V176H142ZM142 177H140V178H142ZM151 177V176H150ZM181 177V176H180ZM189 177V176H188ZM208 177V176H207ZM217 177V176H216ZM45 178V177H44ZM72 178H73V176H72ZM86 178V177H85ZM91 178V177H90ZM92 178H94V177H92ZM104 178V177H103ZM67 179V178H66ZM97 179V178H96ZM100 179V178H99ZM133 179V178H132ZM179 179V178H178ZM196 179V178H195ZM207 179V178H206ZM218 180L219 179H221L220 177L219 178H217ZM90 180V179H89ZM141 180V179H140ZM158 180V179H157ZM172 180V179H171ZM176 180V179H175ZM191 180V179H190ZM192 180H194V179H192ZM118 181V180H117ZM134 181V180H133ZM137 181H138V179H137ZM147 181V180H146ZM187 181H188V179H187ZM197 181V180H196ZM222 181H223V179H222ZM1 182V181H0ZM3 182V181H2ZM62 182H64V181H62ZM71 182V181H70ZM95 182V181H94ZM97 182H98V180H97ZM108 182V181H107ZM128 183H129V181H127ZM174 182V181H173ZM193 182V181H192ZM56 183V182H55ZM54 183V184H55ZM66 183V182H65ZM64 183V184H65ZM136 183V182H135ZM143 183V182H142ZM152 183V182H151ZM196 183V182H195ZM232 183V182H231ZM238 183V182H237ZM3 184V183H2ZM59 184V183H58ZM72 184V183H71ZM150 184V183H149ZM148 184V185H149ZM153 184V183H152ZM181 184V183H180ZM199 184V183H198ZM197 184V185H198ZM201 184V185H202ZM15 185V184H14ZM14 185H13V187H14ZM170 185V184H169ZM175 185V184H174ZM177 185V184H176ZM179 185V184H178ZM181 185H183V184H181ZM196 185V186H197ZM218 185V184H217ZM243 185V184H242ZM3 186H4V184H3ZM139 186V185H138ZM167 186V185H166ZM191 186V185H190ZM193 186H194V184H193ZM68 187V186H67ZM124 187V186H123ZM148 187V186H147ZM163 187V186H162ZM175 187V186H174ZM185 187V186H184ZM202 187V186H201ZM219 187V186H218ZM6 188V187H5ZM8 188V187H7ZM121 188V187H120ZM228 188V187H227ZM226 188V189H227ZM252 188H253V186H252ZM1 189H2V187H1ZM13 189V188H12ZM95 189V188H94ZM113 189V188H112ZM187 189V188H186ZM202 189V188H201ZM216 189V188H215ZM7 190V189H6ZM77 190V189H76ZM92 190V189H91ZM90 190V191H91ZM145 190V189H144ZM156 190V189H155ZM168 190V189H167ZM23 191V190H22ZM89 191V190H88ZM148 191V190H147ZM165 191V190H164ZM208 191V190H207ZM251 191V190H250ZM11 192V191H10ZM14 193H15V191H13ZM58 192V191H57ZM87 192V191H86ZM93 192H94V190H93ZM167 192H169V191H167ZM205 192V191H204ZM214 192V191H213ZM228 192V191H227ZM53 193V192H52ZM137 193V192H136ZM26 194V193H25ZM61 194V193H60ZM90 194V193H89ZM140 194H142V193H140ZM144 194V193H143ZM185 194V193H184ZM215 194V193H214ZM50 195V194H49ZM81 195V194H80ZM86 195L87 194H85V197H86ZM129 195V194H128ZM150 195V194H149ZM152 195V194H151ZM178 195V194H177ZM180 195H182V194H180ZM187 195V194H186ZM186 195L184 196V197H186ZM235 195V194H234ZM243 195V194H242ZM47 196V195H46ZM66 196V195H65ZM82 196V195H81ZM80 196V197H81ZM84 196V195H83ZM82 196V197H83ZM91 196V195H90ZM48 197V196H47ZM58 197H59V195H58ZM88 197V196H87ZM86 197V198H87ZM151 197V196H150ZM154 197H155V195H154ZM171 197V196H170ZM240 197V196H239ZM245 197V196H244ZM5 198V197H4ZM76 198H78V197H76ZM84 198V197H83ZM148 198V197H147ZM152 198V197H151ZM163 198V197H162ZM166 198V197H165ZM178 198V197H177ZM3 199V198H2ZM1 199V200H2ZM48 199V198H47ZM57 199V198H56ZM61 199H62V197H61ZM65 199V198H64ZM102 199V198H101ZM140 199V198H139ZM146 199V198H145ZM183 199V198H182ZM214 199V198H213ZM243 199V198H242ZM247 199V198H246ZM137 200V199H136ZM143 200H144V198H143ZM143 200H140V201H143ZM153 200V199H152ZM168 200H169V198H168ZM178 200H180V197H179V199ZM197 200V199H196ZM212 200V199H211ZM69 201V200H68ZM74 201V200H73ZM84 201V200H83ZM90 201H91V199H90ZM93 201V200H92ZM148 201V200H147ZM172 201V200H171ZM214 201V200H213ZM58 202H60V201H58ZM66 202V201H65ZM85 202V201H84ZM87 202V201H86ZM86 202H85V204H86ZM136 202V201H135ZM153 202V201H152ZM180 201H178V203H179ZM182 202V201H181ZM202 202V204L200 203V205L199 206H201L200 208L202 209V211H204V212H207L208 211V208H207V206H204V204H203V201H201ZM237 202V201H236ZM34 203V202H33ZM78 203V202H77ZM89 203V202H88ZM211 203V202H210ZM222 203V202H221ZM17 204V203H16ZM26 204V203H25ZM30 204V203H29ZM80 204V203H79ZM82 204V203H81ZM131 204V203H130ZM12 205H15V203L14 204H12ZM57 205V204H56ZM87 205V204H86ZM89 205V204H88ZM132 205V204H131ZM149 205V204H148ZM147 205V206H148ZM174 205L175 206H177L178 207V205H177V203H174ZM215 205H217V204H215ZM260 205V204H259ZM64 206V205H63ZM68 206V205H67ZM66 206V207H67ZM73 206V205H72ZM101 206V205H100ZM134 206V205H133ZM146 206V207H147ZM16 207V206H15ZM140 207V206H139ZM218 207V206H217ZM220 207V206H219ZM14 208V207H13ZM63 208V207H62ZM82 208V207H81ZM130 208V207H129ZM99 209H101V208H99ZM117 209V208H116ZM140 209V208H139ZM197 209V208H196ZM218 209V208H217ZM231 209V208H230ZM234 209V208H233ZM241 209V208H240ZM14 210V209H13ZM32 210V209H31ZM138 210V209H137ZM223 210V209H222ZM232 210V209H231ZM16 211V210H15ZM18 211V210H17ZM40 211V210H39ZM38 211V212H39ZM103 211V210H102ZM122 211V210H121ZM127 210H125L124 212H126ZM146 211V210H145ZM210 211H212V209L210 210ZM221 211V210H220ZM224 211V210H223ZM236 211V210H235ZM240 211V210H239ZM69 212V211H68ZM99 212V211H98ZM153 212V211H152ZM201 212V211H200ZM233 212H234V210H233ZM7 213V212H6ZM63 213V212H62ZM76 213V212H75ZM74 213V214H75ZM141 213H142V211H141ZM188 213V212H187ZM236 213V212H235ZM40 214V213H39ZM44 214V213H43ZM59 214V213H58ZM64 214V213H63ZM103 214V213H102ZM124 214V213H123ZM145 214V218H144V221H146L145 222V225H143V232H142V234H143V237L140 239V241L139 242H141L142 241V239L145 237V231H146V224H147V219L148 218H150V217H152V216H155V215H158V214H164V215H166L165 213H164V211H163V209L161 208V206H158L157 208H156V210L153 212V213H151V214H147V212L146 213H144ZM199 214V213H198ZM219 214V213H218ZM5 215V214H4ZM7 215V214H6ZM8 215H10V214H8ZM15 215V214H14ZM71 215V214H70ZM73 215V214H72ZM109 215V214H108ZM54 216H55V214H54ZM61 216V215H60ZM80 216V215H79ZM111 216V215H110ZM109 216V217H110ZM7 217V216H6ZM10 217V216H9ZM50 218H51V216H49ZM58 217V216H57ZM62 217H64V216H62ZM75 218H76V216H74ZM121 217H122V215H121ZM162 217V216H161ZM254 217V216H253ZM256 217V216H255ZM2 218V217H1ZM55 218V217H54ZM53 218V219H54ZM72 218H73V216H72ZM82 218V216L80 217V219ZM132 218V217H131ZM238 218V217H237ZM22 219V218H21ZM63 219V218H62ZM78 219V218H77ZM113 219V218H112ZM111 219V220H112ZM121 219V218H120ZM128 219H129V216H128ZM140 219H142V217L140 218ZM151 219V218H150ZM202 219H203V217H202ZM201 219V220H202ZM242 219V218H241ZM240 219V220H241ZM260 219V218H259ZM6 220H9V219H6ZM41 220V219H40ZM45 220V219H44ZM47 220H49V218L47 219ZM47 220H45V221H47ZM51 220H52V218H51ZM57 220V219H56ZM59 220V219H58ZM82 220V219H81ZM79 221V223H82V221ZM95 220V219H94ZM116 220V219H115ZM118 220V219H117ZM134 220V219H133ZM257 220V219H256ZM5 221V220H4ZM19 221V220H18ZM66 221V220H65ZM103 221V220H102ZM141 221V220H140ZM248 221H249V219H248ZM11 222V221H10ZM10 222H8V223H10ZM42 222V221H41ZM52 222H53V220H52ZM125 222V221H124ZM143 222V221H142ZM254 222V221H253ZM2 223V222H1ZM47 223V222H46ZM49 223H51V222H49ZM48 223V224H49ZM60 223V222H59ZM183 223V222H182ZM248 223V222H247ZM250 223V222H249ZM11 224H13V223H11ZM43 224H45V223H43ZM92 224V223H91ZM180 224V223H179ZM184 224V223H183ZM211 224L214 226V228H215V230H216V225H215V223H214V221H213V219H212V217H211ZM241 224V223H240ZM251 224V223H250ZM5 225V224H4ZM50 225V224H49ZM54 225H56V224H54ZM58 225V224H57ZM79 225V224H78ZM81 225V224H80ZM102 225V224H101ZM119 225V224H118ZM134 225V224H133ZM15 226V225H14ZM47 226V225H46ZM51 226V225H50ZM114 226V225H113ZM253 226H255V225H253ZM64 227V226H63ZM62 227V228H63ZM92 227V226H91ZM123 227V226H122ZM257 227V226H256ZM45 228V227H44ZM66 229V228H65ZM105 229H106V227H105ZM137 229V228H136ZM140 229V228H139ZM191 229V228H190ZM4 230V229H3ZM52 230V229H51ZM60 230V229H59ZM58 230V231H59ZM64 230V229H63ZM62 230V231H63ZM66 230H68V229H66ZM123 230V229H122ZM141 230V229H140ZM196 230V229H195ZM9 232V231H8ZM52 232H53V230H52ZM123 232V231H122ZM188 232V231H187ZM236 233H237V231H236ZM62 234V233H61ZM177 234V233H176ZM251 234V233H250ZM255 234V233H254ZM5 235V234H4ZM20 235V234H19ZM45 235V234H44ZM56 235V234H55ZM117 235V234H116ZM137 235V234H136ZM175 235V234H174ZM220 235V234H219ZM258 235V234H257ZM83 236V235H82ZM99 236V235H98ZM261 236V235H260ZM24 237V236H23ZM36 237V236H35ZM141 237V236H140ZM252 237V236H251ZM261 237H263V236H261ZM4 238V237H3ZM17 238V237H16ZM107 238V237H106ZM120 239V238H119ZM179 239H181V240H179ZM250 239V238H249ZM100 240H102V239H100ZM172 240L174 241V243H175V246H177V240H179V241H181V246H179V248L181 247V249H184L185 247H187V248H191L194 244V248L196 249L195 250V256H196V258L198 259V261H201V262H205V261H207V260H210V264H213V262H215V264H218L219 263V259L222 261V263H223V261L224 262H226V260H227V258H228V256L226 255L225 257L224 256H222V254H220V255H214V256H211V257H209V258H207V256L206 257H204L203 255H201V252L200 253H197V249H199V247H200V243H201V241H200V239H198V238H195V240L191 243V245H189L188 244V242L186 241V239H185V237H180V236H174V237H172ZM33 241V240H32ZM221 241V240H220ZM17 242V241H16ZM98 242H100V241H98ZM223 242V241H222ZM101 243H103V242H101ZM105 244V243H104ZM32 245V244H31ZM110 246V245H109ZM112 246V245H111ZM114 246H116V245H114ZM104 247V246H103ZM17 248V247H16ZM264 248V247H263ZM30 249V248H29ZM112 249V248H111ZM115 249V248H114ZM113 249V250H114ZM192 249V248H191ZM191 249H187L188 250V252H190L191 251ZM16 250V249H15ZM122 249L119 247V248H116L112 253L115 255V253H117V252H120ZM194 250V249H193ZM82 251V250H81ZM105 251V250H104ZM203 251V250H202ZM86 256H88L89 257V255L88 254H86L84 251H82ZM192 252V251H191ZM26 253V252H25ZM29 253V252H28ZM105 253V252H104ZM3 258V257H2ZM152 258V257H151ZM150 258V259H151ZM194 258V257H193ZM196 259V260H197ZM89 260H90V262L92 261L91 259H90V257H89ZM104 260V259H103ZM196 260H194L195 262H196ZM150 261V260H149ZM250 261V260H249ZM93 262V261H92ZM99 263V262H98ZM190 263V259L186 262V264H189ZM92 264V263H91ZM93 264H95V263H93ZM107 264V263H106ZM196 264V263H195Z\"/></svg>",
	"mask_w": 264,
	"mask_h": 264
},
{
	"label": "water",
	"instance_id": "5",
	"mask_svg": "<svg viewBox=\"0 0 264 264\" xmlns=\"http://www.w3.org/2000/svg\"><path fill=\"white\" fill-rule=\"evenodd\" d=\"M164 7H166V6H164ZM166 8L170 9L169 7H166ZM141 11L143 12L142 9H141ZM170 11H171V9H170ZM143 13L150 20V22L153 25L154 35H155V37L157 39V44L156 45L161 46L165 52L172 53V55L176 59L177 63L174 65V61L173 60H170L167 55L161 56L160 53L157 52L155 48H154V53L156 55H158L161 59H164L167 62L168 66H169V68L171 70L170 76H176L178 74L177 66L180 64V58L183 56V49L185 48V45H186L187 56L190 57V54H189V51H188V44H187L186 37H185L184 33L180 29V27H179V25H178V23H177L174 15H173L172 11H171V16L168 17L167 20L164 19V17L168 16L167 13H162V12L159 13L156 16V18H155V22H153V19L151 17H149L147 13H145V12H143ZM172 19L175 20L176 25H178V27H179V32L182 33V35L177 36V35H174L173 34L172 29L170 27L171 20ZM165 30L172 37V39H173L172 42L166 41V33H165ZM168 45H175L177 47L176 48H169ZM190 59H191V64L195 68L196 79H197V81L199 83V88H200V91L203 93L204 99H206L210 104H215V103L210 102L206 98L205 93H204L203 88H202V85H201V82H200V79H199L198 72L196 71V67H195L194 63L192 62V58L191 57H190ZM182 67H187V60H184ZM171 82L180 90L181 94L193 104V106L195 107V109L200 114H202L207 120H209L210 122H212V123L245 124V123H242V122L237 123V122H235L233 120H213L210 116L207 115V113H205L199 107V105L196 103V101L194 99H192V97L188 96V94L183 90V88H181V86H180L179 83H177L176 81H173V80H171ZM215 105H220V104H215ZM225 107H227V106H225ZM236 112H239V111H236ZM241 113H243V112H241ZM261 120H264V118H262ZM248 124H256V123L255 122H250ZM256 125L260 128L261 134L264 137V128H261V126L258 125V124H256ZM207 226L209 227V225H207ZM205 227H206V225H205V222H204V229H205ZM207 235H208V233H207Z\"/></svg>",
	"mask_w": 264,
	"mask_h": 264
},
{
	"label": "flooded vegetation",
	"instance_id": "6",
	"mask_svg": "<svg viewBox=\"0 0 264 264\" xmlns=\"http://www.w3.org/2000/svg\"><path fill=\"white\" fill-rule=\"evenodd\" d=\"M252 3H254V2H252ZM252 3H251V4H252Z\"/></svg>",
	"mask_w": 264,
	"mask_h": 264
}]
</instances>
